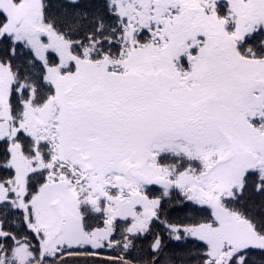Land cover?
<instances>
[{
    "label": "snow or ice",
    "instance_id": "1",
    "mask_svg": "<svg viewBox=\"0 0 264 264\" xmlns=\"http://www.w3.org/2000/svg\"><path fill=\"white\" fill-rule=\"evenodd\" d=\"M0 264H264V0H0Z\"/></svg>",
    "mask_w": 264,
    "mask_h": 264
}]
</instances>
